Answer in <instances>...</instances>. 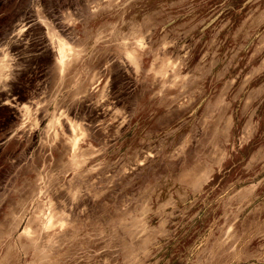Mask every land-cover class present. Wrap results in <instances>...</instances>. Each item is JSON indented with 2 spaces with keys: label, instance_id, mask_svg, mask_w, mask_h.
Masks as SVG:
<instances>
[{
  "label": "rangeland",
  "instance_id": "rangeland-1",
  "mask_svg": "<svg viewBox=\"0 0 264 264\" xmlns=\"http://www.w3.org/2000/svg\"><path fill=\"white\" fill-rule=\"evenodd\" d=\"M8 3L0 264H264V0Z\"/></svg>",
  "mask_w": 264,
  "mask_h": 264
},
{
  "label": "trees",
  "instance_id": "trees-1",
  "mask_svg": "<svg viewBox=\"0 0 264 264\" xmlns=\"http://www.w3.org/2000/svg\"><path fill=\"white\" fill-rule=\"evenodd\" d=\"M3 2H4L5 4H9V3H8V0H1V1H0V10L2 9V3H3Z\"/></svg>",
  "mask_w": 264,
  "mask_h": 264
}]
</instances>
